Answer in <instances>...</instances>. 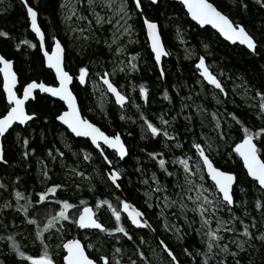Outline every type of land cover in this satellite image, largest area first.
Returning <instances> with one entry per match:
<instances>
[{
    "label": "trees",
    "instance_id": "obj_1",
    "mask_svg": "<svg viewBox=\"0 0 264 264\" xmlns=\"http://www.w3.org/2000/svg\"><path fill=\"white\" fill-rule=\"evenodd\" d=\"M125 1L128 10L131 11L129 22L133 25L132 35L130 38L121 37L118 44L113 45L110 52L104 44L105 39H111L109 25H104L103 30L97 29L96 39L91 41L89 46L85 48L79 40H74L73 36L69 35L67 23L63 20L64 12L61 10L63 0H29V3L38 10V23L45 33L46 47L50 48L52 35H56L65 47L64 64L66 70L73 76L71 89L78 97L81 114L110 135L119 132L127 146L128 154L122 160L116 158L112 151L107 150L106 152L113 160V164L123 172L122 178L118 181L122 185L121 189L110 186V182H106L101 175L103 161L90 142L85 138L74 137L71 133H64V129L59 125V122L54 121V114L58 108H61L62 102L37 92L38 102L28 101L27 109L37 110L40 113V118H33L31 122H27L23 126L14 125L2 138L3 154L8 162L7 164L0 163V205L5 202L15 204L14 193L11 192L14 185L16 190L25 195L43 189L45 182L38 161L42 160L49 168H53L54 165L55 170L51 173L52 181L61 183L65 180V174L61 169L59 159L50 161L46 157L48 148L59 147L65 152L67 162L70 164L78 163L72 153L85 149L92 153L91 165L88 167V162H82L83 152H80L81 162H79V166L87 171L88 176L83 181H78L82 184L79 190H74V186L68 191L58 190L60 199H69L73 204H78L80 199H86L89 204L94 205L96 197L108 198L113 203L117 202V196L127 197L146 214L149 222L156 229L155 234L148 228L138 229L122 215V224L137 237L135 243L139 242V236L143 235L145 237L146 244L143 245V249L152 264H168V260L165 258L166 254H162L156 246L158 241L153 243L154 235L164 239L174 249L181 264H202V258L199 256L193 259L183 252L185 246H191L193 251L196 248L203 251L200 237L196 235L195 231H187L185 225L186 235L178 239L176 235L166 232L161 227L164 218L158 213L164 211L167 214V212H174L176 209L156 208V202H153L154 199L148 201L145 196L147 186L141 183L142 176L137 171V166L139 163V166L147 170L149 174L151 171H157L161 183L169 184V191L171 192L173 191L171 180L167 179L162 170L158 169V164L148 158V152H162L168 158L170 165L173 152L179 155L180 151H186L190 147L189 140L192 138L193 133L189 132V129H192L197 136L202 130L209 132L211 128L209 121L212 112H218L222 119H226L224 116L225 110L232 111L246 121L249 127L253 125L256 127L264 126V120H261L257 115L258 109L252 106L259 103V98L253 100L254 92L251 90L264 85V8H261L256 0H247L248 7L246 10L238 9L234 0H214L221 10L230 14V18L241 21L248 31L258 39L257 50L254 54H251L249 50L241 45L224 41L211 28L207 26L199 27L186 15V11L179 2L160 0L159 7H155L149 1L144 0L145 12L158 21L163 43L169 53L162 59L161 68L165 72V76L162 78L160 75L161 68H158L153 60V55L146 41L145 31L141 27L142 20L136 15L133 0ZM0 9H4L0 11V29L10 33V38L0 37V53L5 55L6 58L14 60L19 88L30 79L42 80L49 84L54 83V75L43 63V57L38 50V43L29 29L25 9L21 2L19 0H0ZM178 30L185 45L192 52L190 57L185 56V49L177 40ZM24 40L32 41L37 47H29L23 43ZM17 42H21L23 51L15 48L14 45ZM121 44L124 51L116 53L115 47ZM205 44L209 46L207 49L204 48ZM199 55L206 56V62L211 70L218 78L222 79L228 93L227 96H223L222 93L203 81L200 84L196 83V80L200 77L197 75L194 63ZM129 59L136 64V68L131 71L127 70L130 67L127 64ZM97 60L100 61V64L96 63ZM100 65H105L110 72L115 69L111 79L119 90L128 97V101L123 108L117 106L111 96L108 95L109 99L106 101L105 106L100 109L88 84L85 88V85H79L74 81L79 67L88 66L90 75L95 76L96 72L105 70ZM121 68L125 70L121 71ZM231 84L234 85L235 89L231 87ZM140 85H144L148 90L147 100L141 99L139 96ZM165 90L168 91L170 99H164L163 93ZM211 93L215 95L216 99ZM189 95L193 97V100H188ZM193 101L206 108L207 112L202 117L199 113H196L195 108L184 109V111L191 112L194 116L193 123H189L181 112V105L184 103L191 104ZM4 108L5 102L0 89V113L3 112ZM141 113L154 123L157 117L167 113L165 119L170 122L169 130L179 134L183 149L177 150L174 146L166 147L168 142L162 135L157 139L144 133V124L139 118ZM175 113L181 114L173 121L171 117ZM45 116L48 117L47 120L43 119ZM122 116L124 119L121 118ZM231 127L238 128L239 126L232 125ZM237 134L236 131L228 132V135L233 139ZM24 138L28 139L27 144L23 142ZM228 143L230 144L231 141L229 140ZM65 145H68V147H65ZM33 149L35 150L34 153L31 151ZM25 151L29 152L27 158L23 156ZM211 158L217 166L223 170L233 171L238 178L234 187V198L240 203L233 208L234 213L245 219L246 222L254 216L255 223L264 227V212L257 210L254 203L255 198L260 195L256 190L258 185L254 186L253 180L247 176L239 157L230 154V149L221 144L218 152L211 153ZM261 158L264 159V151H262ZM17 176L21 178L19 181L16 180ZM89 180L96 185L92 192L88 189ZM241 188L244 189L243 192L240 191ZM154 195L160 194L156 193ZM149 202L153 203V208L148 207ZM21 203H23V200H21ZM52 207H55V205H52ZM245 209L247 210L246 216ZM96 214L101 222L105 223L106 227L115 226L114 218H110L111 213L106 206H103ZM229 215L227 210L222 211V216L226 219L229 218ZM189 216L198 219L191 212H189ZM14 217L15 223L13 222ZM180 223L184 224V221L181 220ZM6 225L8 231H5ZM235 226L240 227L239 220L235 222ZM22 227L24 226L19 224V216L16 212L9 210L7 207L0 208V235L6 237L11 233H20ZM253 231L255 232V229ZM82 232L85 231H78L75 227L69 228L66 226L63 230V237L75 236L81 238L88 254L97 259L102 253H107L111 257L113 247H120L124 250V253H126L123 257L124 260H127L132 254L134 242L128 241L126 237L121 236V239L117 241L114 237H108L107 234L89 231L86 232L89 237L84 239ZM229 235L224 234L225 241L229 239ZM101 237L104 241L110 240L111 242L102 244ZM15 238L25 251L30 254H39V243L33 244L32 242L31 226L25 229L23 236L18 235ZM46 239L50 251L57 254V259L62 264V256L59 255L62 249L57 248L61 237L55 233V230H52L51 233L46 234ZM87 242L93 245L90 249L86 246ZM231 246L235 247L234 244ZM6 248L7 241L0 239V261H3L4 264H14L13 255L4 251ZM262 253H264V245L257 241L251 250L246 248L237 259L241 260V264H262V261H264ZM225 259L227 264H234L231 255H227ZM100 264H103V262H100ZM112 264H115L114 260ZM213 264H215V261H213Z\"/></svg>",
    "mask_w": 264,
    "mask_h": 264
},
{
    "label": "snow or ice",
    "instance_id": "obj_2",
    "mask_svg": "<svg viewBox=\"0 0 264 264\" xmlns=\"http://www.w3.org/2000/svg\"><path fill=\"white\" fill-rule=\"evenodd\" d=\"M134 10L136 15L141 18V27L146 31L147 39L150 44L151 53L154 57L157 66L161 63L162 56H167V52L163 41L162 33L158 26V21L145 12L144 0H133ZM152 6L159 7L160 0H149ZM238 9H247V0H234ZM256 3L264 8V0H256ZM21 4L25 9L26 20L31 31L35 37L39 39L38 50L43 54V63L49 69L55 72V82L49 84L42 80L30 79L22 86V94H19L17 89L18 75L14 70V60L6 58L5 55L0 54V76H2V94L6 101L5 108L0 113V136L4 135L14 122H19L23 125L26 122H31L33 118L39 119L40 113L35 109H27L26 101H37V90L39 93L49 94L52 98H58L62 101L61 108L56 110L54 114V121L59 122L63 127L64 133H71L75 137H86L90 139L91 145L98 150V155L102 158L103 167L101 175L106 182H110V186L115 189H121L122 185L118 181L122 178V170L113 164V160L106 154L107 149H112L115 155L121 159L128 154V149L121 134L115 133L112 135L106 134L95 123L85 118L81 114V108L78 105V97L74 95L70 88V83L73 81V76L65 70L63 64L66 55L65 47L56 35L51 36L52 44L49 51L46 47L45 33L38 24V10L29 3V0H21ZM183 9L186 10V15L190 16L198 25H211V27L228 41L238 42L240 45L246 46L251 54H254L258 47V39L248 31L246 26L239 20L230 18V14L221 10L220 6L214 0H180ZM83 5V7H81ZM4 9H0L3 11ZM61 10L65 13V20L69 35L73 36L74 40H79L85 48L89 43L96 39L97 29L103 30V26L111 25V39H105L104 44L112 51L113 45H117L121 36L127 35L129 38L132 35L133 25L129 22L131 11L128 10V5L125 0H65L61 5ZM75 17V19H73ZM115 20V23H113ZM122 29V30H121ZM179 35V30L178 33ZM0 37L10 38V33L0 29ZM99 42L98 40L96 41ZM24 44L29 47H37L35 43L30 40H24ZM15 48L23 51L21 42L15 43ZM209 46L204 45L207 49ZM124 51L123 45L115 47L116 53ZM100 64V61H96ZM127 64L130 66L127 70L131 71L136 68V64L129 59ZM196 69L200 73V78L196 80L197 84L206 81L209 85L214 86V89L219 93L227 96V91L222 83V79L218 78L216 74L210 71L206 63V56L200 55L195 61ZM104 68L103 71L95 73L98 81H101L109 93L115 97V102L122 108L125 106V101L128 97L119 90L118 86L110 79L112 72L108 71L105 65H100ZM124 71V68L120 69ZM115 69H113V72ZM78 80L80 84L87 88L86 80L90 76L88 66H81L78 70ZM160 75L163 78L165 72L161 68ZM223 74L221 73V76ZM254 92L253 100L259 98L258 104H253V107L258 109L257 115L261 120H264V85L259 88L251 89ZM139 96L141 99H148V90L144 85L139 86ZM164 99H170L168 91L163 93ZM182 100L184 98H181ZM188 100H193L189 95ZM195 108V111L202 117L207 112V109L202 105L196 104L194 101L191 104L184 103L181 105V112L184 118L189 123H193L194 116L191 112H186L184 109ZM181 113H175L171 119L174 121ZM164 115L157 119L160 121L158 126L152 120L148 119L143 113L140 114V121L145 125V132L153 138L159 139L162 135L168 142L166 147L174 146L177 150L183 149V144L179 140V134L175 131L170 132V122L165 119ZM222 119L218 112L211 113V128L209 132L201 131L197 136L192 129V138L189 140L190 147L186 151H180L179 155L173 152L170 165L168 158L162 153L151 151L147 153L148 158L156 164L158 169L167 179L171 180V188L169 191V184H162L157 171H151L149 174L147 170L137 166V171L141 173V183L146 185L145 196L156 201V208L176 209V211H169L167 214L164 211L158 213L163 216L164 222L161 225L166 232L172 233L178 239L186 235L185 225L187 231H195L196 235L200 237L203 251L196 248L194 251L191 246H185L183 252L186 256L196 259L197 256L202 258V264H227L225 257L231 255L234 264H241V260L237 259L241 252L247 248L251 250L255 242H260L264 245V227L255 223V217H251L249 221L238 217L233 208L239 204L235 197V182L237 176L229 170H223L217 166L211 158V153L218 152L221 144L230 149V154L239 156L243 161V166L246 169L247 176L251 177L254 186L258 185L257 192L260 194L255 198V208L264 212V159L261 158L262 151H264V126H251L242 120L237 113L225 110ZM124 119V117H121ZM43 119L47 120L45 116ZM238 125V128L231 127ZM236 131L238 134L235 139L228 135V132ZM242 134V135H241ZM19 135V134H17ZM63 135V133H62ZM231 141L229 144L228 141ZM23 142L28 143V139L24 138ZM102 142V144H101ZM107 146L106 148L103 146ZM68 147V145H65ZM194 150V151H193ZM34 153V149L31 150ZM80 152H83L82 162H88L90 167L93 159L92 153L85 149H80L73 152L72 155L78 161L77 164H70L67 162L65 152L59 147L48 148L46 157L50 161L59 159L61 169L65 174V180L61 183H56L51 180V173L55 170L49 168L42 160L38 161L41 167L42 178L44 180V187L38 192L25 195L16 190L15 185L11 192L14 193L15 204L5 202L0 205V208L7 207L14 211L19 216V224L24 227L21 228L20 233H11L4 237L0 235V239L7 241V248L4 251L13 255L14 264H61L57 259V254L50 251L49 244L46 239V234L55 230V233L61 237L57 248H61L62 264H152L151 260L146 255L143 245L146 244V239L143 235L139 236L138 243H135L137 237L130 232L122 224V215L126 214L127 219L131 225L138 229L148 228L155 234L156 229L149 222L146 214L136 207L127 197H116V203H113L108 198L96 197L94 205L88 203L86 199H80L78 204H73L69 199H60L58 190L64 189L68 191L74 186V190H79L82 184L78 181H83L87 176V171L79 166ZM23 156L27 158L29 152L25 151ZM0 162L7 164V160L3 154V149H0ZM95 171V169H93ZM21 178L16 177L19 181ZM210 181L211 183H207ZM96 185L88 181V189L92 192ZM241 192L244 189H240ZM159 193L160 195H154ZM23 200V203H21ZM55 205V207H52ZM106 206L110 210L111 217L114 218L115 226L106 227L105 223L101 222L97 216V211ZM149 208H153V203H148ZM223 210H227L230 214L229 218L221 215ZM189 212L193 213L198 219L189 216ZM247 210L245 209V216ZM171 217V219H170ZM183 220L184 224L180 221ZM239 220L240 227L235 226V222ZM15 223V217L13 218ZM213 224L215 226H213ZM31 226L33 236V244L39 243L40 252L38 255L30 254L25 251L18 243L16 236H23L25 229ZM75 227L78 231L85 232H99L107 234L108 237H114L119 241L122 237H126L128 241H133L132 254L127 260H124V250L120 247H113L112 256L107 253L99 255L98 259L91 257L85 250L81 239L73 236L72 238H64L63 230L65 227ZM255 229V232L253 231ZM5 231H8L7 225ZM230 234L229 239L225 241L224 234ZM160 249L162 254H166L168 264H181L174 249H172L164 239L159 236H153V243ZM111 241H104L101 237V243H110ZM235 245L233 248L231 245ZM92 247V244L88 245ZM264 255V253H262ZM135 257V258H133ZM0 264H4L0 261ZM264 264V261H262Z\"/></svg>",
    "mask_w": 264,
    "mask_h": 264
},
{
    "label": "rangeland",
    "instance_id": "obj_3",
    "mask_svg": "<svg viewBox=\"0 0 264 264\" xmlns=\"http://www.w3.org/2000/svg\"><path fill=\"white\" fill-rule=\"evenodd\" d=\"M65 2V0H63V3ZM126 2V1H125ZM116 3L117 4H119V0H116ZM63 20L66 22V23H68L66 20H65V13H64V16H63ZM113 23H115V20H113ZM108 25V24H107ZM111 28V25H109V29ZM122 30V29H121ZM111 35H112V33H111V31H110V37H111ZM121 37H128L127 35H124V36H121ZM120 37V38H121ZM177 40L180 42V44H181V46H182V48L183 49H185L184 50V54H185V56L186 57H190L191 56V54H192V52L188 49V46H186L185 45V42H184V40H183V38L181 37V35H177ZM112 74H113V72H112ZM86 82H87V84H88V86H89V89H90V91L93 93V95L95 96V100H96V102H97V104H98V106L100 107V109H102L104 106H105V103H106V101L109 99V96H108V94H107V92H106V90H105V88H104V86L101 84V82L100 81H98V79L93 75V74H91L88 78H87V80H86ZM231 87L233 88V89H235L234 88V85H232L231 84ZM231 88V89H232ZM212 94V96L214 97V99H216V97H215V95L213 94V93H211ZM197 113V112H196ZM158 118V117H157ZM156 118V121H155V123L158 125V126H161L160 125V121L158 120ZM169 130V129H168ZM143 131H144V133H146L145 132V125H143ZM170 131V130H169ZM171 132V131H170ZM147 134V133H146ZM209 183H211L210 181H209ZM146 198L148 199V201L150 200V198L149 197H147L146 196ZM153 200V199H152ZM153 202H156L155 200H153ZM221 215H222V212H221ZM124 216L127 218V216H126V214H124ZM214 225V224H213ZM215 226V225H214ZM82 237L84 238V239H87L88 237H89V234L88 233H86V232H82ZM89 244H88V242H87V248H91V247H89L88 246Z\"/></svg>",
    "mask_w": 264,
    "mask_h": 264
},
{
    "label": "water",
    "instance_id": "obj_4",
    "mask_svg": "<svg viewBox=\"0 0 264 264\" xmlns=\"http://www.w3.org/2000/svg\"><path fill=\"white\" fill-rule=\"evenodd\" d=\"M20 2H21V0H19ZM147 1H149V0H147ZM170 1H177V2H179L180 3V0H170ZM185 10V9H184ZM186 11V10H185ZM190 19H191V17L190 16H188ZM192 20V19H191ZM193 21V20H192ZM195 24H197L195 21H193ZM39 24V23H38ZM198 25V24H197ZM199 27H205V26H207V27H209V28H211L213 31H215L218 35H219V33L217 32V30H215V29H213L212 27H211V25H204V26H200V25H198ZM29 29H30V27H29ZM30 31H31V29H30ZM145 31V30H144ZM32 32V31H31ZM33 33V32H32ZM33 35H34V37H35V34L33 33ZM220 36V35H219ZM145 37H146V40H147V43H148V46H149V49H150V51H151V48H150V44H149V41H148V39H147V35H146V31H145ZM224 41H226V42H228V43H230V44H238V45H240L238 42H232V41H228V40H226L224 37H222V36H220ZM35 39H36V41H37V43H38V46H39V39L38 38H36L35 37ZM163 41V40H162ZM164 44V43H163ZM165 46V45H164ZM241 46H243V47H245L246 48V46H244V45H241ZM166 48V47H165ZM49 51L51 50V47L48 49ZM1 54V53H0ZM41 55H42V57H43V54L41 53ZM164 57H166V56H162V58H161V63H160V65L159 66H157L158 68H161V64H162V59L164 58ZM153 60H154V57H153ZM154 62H155V60H154ZM207 63V62H206ZM63 64H64V60H63ZM156 64V63H155ZM45 65V67L46 68H48V66L46 65V64H44ZM208 65V64H207ZM64 66H65V64H64ZM195 67H196V64H195ZM49 69V68H48ZM209 69H210V71H212L211 70V68L209 67ZM15 70V69H14ZM51 71H52V73H53V75H54V78H55V72H54V70H52V69H50ZM65 70H66V68H65ZM67 71V70H66ZM213 72V71H212ZM197 73H198V75L200 76V73L197 71ZM214 73V72H213ZM70 74V73H69ZM78 74H79V72H78ZM215 74V73H214ZM71 75V74H70ZM110 79H111V77H110ZM77 80H78V75H77ZM112 80V79H111ZM1 81H2V76H1ZM73 82V81H72ZM72 82L70 83V88H71V84H72ZM78 82H79V80H78ZM101 82V81H100ZM207 85H209L206 81H204ZM80 83V82H79ZM101 84H102V82H101ZM103 85V84H102ZM17 86H18V83H17ZM16 86V87H17ZM104 86V85H103ZM209 86H211V85H209ZM1 87H2V85H1ZM212 88H214V86H211ZM104 88H105V90H106V92H107V94H109L112 98H113V101H114V103L117 105V106H119V107H121L120 105H118L116 102H115V97H114V95L113 94H111V93H109L108 91H107V89H106V86H104ZM37 92H38V90H37ZM39 93V92H38ZM74 93V92H73ZM20 94H22V88H21V92H20ZM46 95H48V96H50L49 94H46ZM75 95V94H74ZM222 95L223 96H225L223 93H222ZM52 98V97H51ZM54 99H57L58 100V98H54ZM127 101L128 100H126L125 101V103H127ZM28 101H26V103H27ZM62 102V101H61ZM85 117V116H84ZM85 118H87V117H85ZM88 119V118H87ZM91 121V120H90ZM92 122V121H91ZM27 123V122H26ZM25 123V124H26ZM94 123V122H93ZM21 125V124H19V122H14V124H13V126L14 125ZM25 124H23V125H25ZM96 124V123H95ZM23 125H21V126H23ZM97 125V124H96ZM13 126H10V129L13 127ZM98 126V125H97ZM99 127V126H98ZM9 129V130H10ZM102 131H104L103 129H101ZM8 132V131H7ZM6 132V133H7ZM105 132V131H104ZM5 133V134H6ZM70 133V132H69ZM106 133V132H105ZM117 133H119V132H117ZM4 134V135H5ZM106 134H108V133H106ZM120 134V133H119ZM4 135H2V136H0V149H3V144H2V138H3V136ZM73 135V134H72ZM110 135V134H109ZM112 135V134H111ZM74 136V135H73ZM75 137V136H74ZM122 137V136H121ZM80 138H85V139H87L89 142H90V139L89 138H86V137H80ZM122 140H123V138H122ZM90 144H91V142H90ZM101 144H102V142H101ZM93 146V145H92ZM103 146V145H102ZM94 148H95V146H93ZM103 147H107V146H103ZM96 149V148H95ZM97 150V149H96ZM108 150H110V151H113L112 149H108ZM98 151V150H97ZM239 157V156H238ZM119 158V157H118ZM119 159H121V158H119ZM239 159H240V161H241V163H242V166H243V161H242V159L239 157ZM0 163H2V162H0ZM243 168H244V166H243ZM244 170H245V172H246V169L244 168ZM233 172V171H232ZM234 173V172H233ZM235 174V173H234ZM246 174H247V172H246ZM249 177V176H248ZM249 178H251V177H249ZM252 179V178H251ZM235 184H236V182H235ZM70 238H72V237H70ZM70 238H68V239H70ZM77 238H79V237H77ZM79 239H81V238H79ZM81 242H82V244L84 245V243H83V241H82V239H81ZM85 246V245H84ZM85 250H86V247H85ZM86 252H87V250H86ZM88 253V252H87Z\"/></svg>",
    "mask_w": 264,
    "mask_h": 264
},
{
    "label": "flooded vegetation",
    "instance_id": "obj_5",
    "mask_svg": "<svg viewBox=\"0 0 264 264\" xmlns=\"http://www.w3.org/2000/svg\"><path fill=\"white\" fill-rule=\"evenodd\" d=\"M77 75H78V72L75 74V77H74V81L76 82V83H78L79 85H82V84H80L79 82H78V80H77ZM0 79H1V76H0ZM1 85H2V81L0 80V89H1V92H2V87H1ZM23 86V85H22ZM22 86L19 88V86H17V89L19 90V94H20V92H21V88H22ZM3 95V94H2ZM109 95V94H108ZM112 98V97H111ZM3 100H4V102H5V104H6V101H5V99H4V97H3ZM112 100H113V98H112ZM28 103V102H27ZM27 103H26V105H27ZM17 125V124H16ZM124 141V140H123ZM127 147V146H126ZM114 153V152H113Z\"/></svg>",
    "mask_w": 264,
    "mask_h": 264
},
{
    "label": "bare ground",
    "instance_id": "obj_6",
    "mask_svg": "<svg viewBox=\"0 0 264 264\" xmlns=\"http://www.w3.org/2000/svg\"><path fill=\"white\" fill-rule=\"evenodd\" d=\"M147 41V40H146ZM200 56V55H199ZM198 56V57H199ZM194 66H195V63H194ZM209 66V65H208ZM196 68V67H195ZM197 70V69H196ZM197 75H198V73H197ZM199 76V75H198ZM200 77V76H199ZM204 82V81H203ZM205 83V82H204ZM42 94V93H41ZM126 104V103H125ZM127 148V147H126ZM108 150V149H107ZM110 151V150H109ZM112 152H114V151H112ZM115 154V153H114ZM116 156V155H115ZM116 158H118L117 156H116ZM119 159V158H118ZM119 160H122V159H119ZM244 169V168H243Z\"/></svg>",
    "mask_w": 264,
    "mask_h": 264
}]
</instances>
